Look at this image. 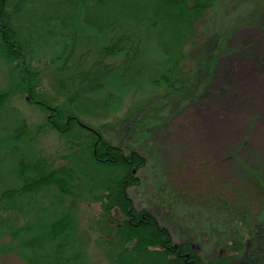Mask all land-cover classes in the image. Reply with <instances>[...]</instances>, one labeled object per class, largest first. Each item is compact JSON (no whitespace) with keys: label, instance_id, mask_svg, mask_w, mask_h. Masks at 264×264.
Segmentation results:
<instances>
[{"label":"trees","instance_id":"trees-1","mask_svg":"<svg viewBox=\"0 0 264 264\" xmlns=\"http://www.w3.org/2000/svg\"><path fill=\"white\" fill-rule=\"evenodd\" d=\"M220 4L221 0H0L1 64H9L12 75L16 74L7 87L0 88V146L18 152L23 144L29 150L18 159L15 182L0 183V255L18 256L26 264H95L90 257L95 252L89 247L92 234L80 227L78 217L80 197L88 195L90 203L100 206L98 225L103 233L94 241L101 252L99 259L106 264H260V259L252 260L254 254L264 252V183L253 224L249 225V215L242 209L218 211L212 203L209 214L190 220L191 226L200 224L209 232L215 246L202 254L192 235L179 234L180 240L174 241L167 215L162 217L165 224L161 223L152 212V202L134 205L129 190L142 188L137 174L147 167L144 155L131 145L114 143L107 123H86L91 130L85 129L87 136L79 135L84 130L80 115L88 110V114L96 113L92 103L106 107L110 91L119 84L124 91L128 85L139 90L145 85L163 87L166 94L161 96L150 90L146 103L137 109L138 119L154 117L153 106L160 98L186 99L207 88L211 71L205 77L197 67L188 70L186 46L196 37L197 25ZM34 7L51 12L35 17L38 26L20 20L23 12ZM257 7L259 11L262 6ZM257 16L242 14L240 19L254 22ZM82 22L91 31L78 32L77 23ZM60 31L65 36L56 39ZM81 33L85 41L97 40V49L90 58L82 54L69 64L70 55L83 44ZM151 38L161 57L147 66L142 56ZM225 41L221 35L220 43ZM53 43L57 49L51 48ZM37 50L51 55L55 95L40 89V71L31 67V61L39 57ZM24 95L27 103L48 115L45 122L34 129L24 118L3 125L10 98ZM47 129L76 137L66 141L68 153L62 158L67 161L57 168L53 159L34 148ZM238 162L249 171L248 164ZM253 170L264 179L262 171ZM52 206L56 208L49 209Z\"/></svg>","mask_w":264,"mask_h":264},{"label":"rangeland","instance_id":"rangeland-1","mask_svg":"<svg viewBox=\"0 0 264 264\" xmlns=\"http://www.w3.org/2000/svg\"><path fill=\"white\" fill-rule=\"evenodd\" d=\"M259 2L261 5L257 4ZM249 3H253V7ZM257 6H262L259 11ZM45 9L34 7L23 12L20 20L37 25L35 17L40 12L51 13ZM242 14L248 18L257 14L258 18L254 22L252 19L241 20ZM77 28L78 32L87 33L89 30L84 23L79 26L77 23ZM196 29V37L186 46V66L188 70L199 68L205 77L211 71L207 88L203 87L197 95L189 94L186 99L160 98L153 106L154 117L138 119L140 111L137 109L146 103L150 90L161 96L166 94L163 87L145 85L139 90L128 85L124 91L125 88L119 84L115 91H110L106 107L92 103L96 113L88 114L91 111L88 110L80 115L85 124L81 123L84 130H79V135L87 136L85 129L91 130L86 123L93 126L107 123L114 143L123 147L131 145L144 155L147 167L137 174L143 182L142 188L129 190L134 205L139 207L144 201L152 202V212L161 223L165 224L162 217L167 215V227L175 242L180 240L179 234L192 235L197 250L207 254L215 247L209 232L200 224L191 226V219L196 220L204 212L208 213L212 203L218 211L227 207L242 209L249 215L247 222L250 225L257 217L263 199L264 179L255 176L258 174L251 170L262 171L264 175V0H221L220 7L208 13ZM60 35L56 39L63 38L65 32L60 31ZM80 35L83 44L81 48L77 45L70 55L69 64L82 54L86 59L90 58L97 49V40L85 41L83 33ZM221 35L226 38L224 45L220 43ZM155 43L153 38L149 45L145 42L142 57L147 58V66L161 57ZM53 45L55 48L51 46L52 49L58 48L57 44ZM36 54L40 58L35 57L31 67L40 71V89L48 95H55L57 78L49 63L51 55L47 50H37ZM1 61L0 88H5L16 74L12 75L10 65H2ZM27 100V95L10 98L9 110L4 112L2 124L8 125L14 118H24L31 129L43 124L48 115ZM74 138L73 134L63 137L60 132L47 129L37 137L34 148L42 156L53 159L57 168L67 161L62 158L68 153L66 141ZM24 153H29V150L23 144L18 152L0 146V183L15 182V166ZM238 161L248 164L249 171ZM80 199H83L79 203L80 227L93 237L89 243L90 249L95 251L90 256L91 261L106 264L104 259H99L101 252L96 239L94 241L98 233H103L99 229L101 224L98 225L100 206L90 203L88 195H82ZM52 208L56 207H49ZM174 212L180 213L175 216ZM181 212L184 215L181 216ZM243 234L245 232H241ZM254 258L264 264V252L254 254L252 261ZM0 264L26 263L18 256L1 254Z\"/></svg>","mask_w":264,"mask_h":264}]
</instances>
